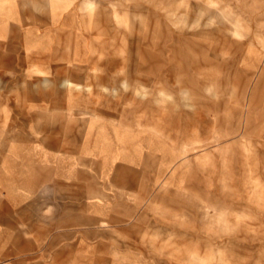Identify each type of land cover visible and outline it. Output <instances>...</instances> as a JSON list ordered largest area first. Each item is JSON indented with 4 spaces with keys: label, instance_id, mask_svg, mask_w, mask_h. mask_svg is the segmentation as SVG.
Returning <instances> with one entry per match:
<instances>
[{
    "label": "rangeland",
    "instance_id": "obj_1",
    "mask_svg": "<svg viewBox=\"0 0 264 264\" xmlns=\"http://www.w3.org/2000/svg\"><path fill=\"white\" fill-rule=\"evenodd\" d=\"M0 264H264V0H0Z\"/></svg>",
    "mask_w": 264,
    "mask_h": 264
}]
</instances>
